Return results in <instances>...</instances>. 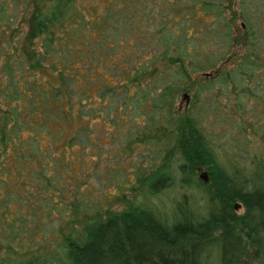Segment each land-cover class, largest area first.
Returning a JSON list of instances; mask_svg holds the SVG:
<instances>
[{"label": "trees", "instance_id": "16d2710c", "mask_svg": "<svg viewBox=\"0 0 264 264\" xmlns=\"http://www.w3.org/2000/svg\"><path fill=\"white\" fill-rule=\"evenodd\" d=\"M1 247L264 264V0H0Z\"/></svg>", "mask_w": 264, "mask_h": 264}, {"label": "rangeland", "instance_id": "374dc122", "mask_svg": "<svg viewBox=\"0 0 264 264\" xmlns=\"http://www.w3.org/2000/svg\"><path fill=\"white\" fill-rule=\"evenodd\" d=\"M101 1H103V0H101ZM176 106H177L178 109H182V108L184 107V102H183V99H182V98H180V99L176 102ZM251 138H252V140H254V137H251ZM253 142L255 143L256 140H254ZM217 159H218L219 161L221 160L220 151L217 152ZM204 171H205V170L202 169V168H200V169L198 170L199 173H202V172H204ZM107 191L110 192L111 189L108 188ZM234 205H235V206H234L235 211H236L237 213H240V212H241V207H239V204H238V203H235ZM46 248H48V247H46ZM41 251H42V247H36V248L33 249L32 251H27L25 247H21V246H19V245H18V246H17V245H13V246H12V250H10L8 253H9L10 255H18V254H25V255H31V254H33V255H36V254L40 253ZM3 253H5V251H4V248L1 247V248H0V256L3 255Z\"/></svg>", "mask_w": 264, "mask_h": 264}, {"label": "water", "instance_id": "95a60500", "mask_svg": "<svg viewBox=\"0 0 264 264\" xmlns=\"http://www.w3.org/2000/svg\"><path fill=\"white\" fill-rule=\"evenodd\" d=\"M199 176L203 179V180H205L206 179V172L204 171V172H202V173H199ZM235 206V205H234Z\"/></svg>", "mask_w": 264, "mask_h": 264}]
</instances>
